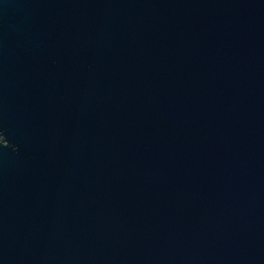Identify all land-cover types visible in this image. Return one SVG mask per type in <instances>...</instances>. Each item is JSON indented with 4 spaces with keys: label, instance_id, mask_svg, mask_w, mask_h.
Masks as SVG:
<instances>
[{
    "label": "water",
    "instance_id": "obj_1",
    "mask_svg": "<svg viewBox=\"0 0 264 264\" xmlns=\"http://www.w3.org/2000/svg\"><path fill=\"white\" fill-rule=\"evenodd\" d=\"M0 264H264V0H0Z\"/></svg>",
    "mask_w": 264,
    "mask_h": 264
}]
</instances>
